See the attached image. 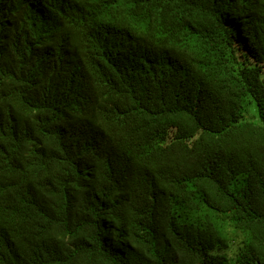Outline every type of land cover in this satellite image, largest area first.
<instances>
[{
  "label": "trees",
  "instance_id": "1",
  "mask_svg": "<svg viewBox=\"0 0 264 264\" xmlns=\"http://www.w3.org/2000/svg\"><path fill=\"white\" fill-rule=\"evenodd\" d=\"M0 264H264V0H0Z\"/></svg>",
  "mask_w": 264,
  "mask_h": 264
},
{
  "label": "rangeland",
  "instance_id": "2",
  "mask_svg": "<svg viewBox=\"0 0 264 264\" xmlns=\"http://www.w3.org/2000/svg\"><path fill=\"white\" fill-rule=\"evenodd\" d=\"M252 108H253V104L252 103L251 104L250 103L246 104V111H247L249 116L252 115V113H251Z\"/></svg>",
  "mask_w": 264,
  "mask_h": 264
}]
</instances>
